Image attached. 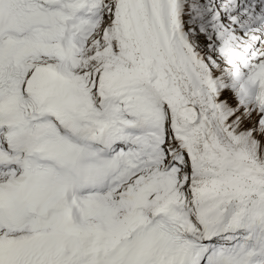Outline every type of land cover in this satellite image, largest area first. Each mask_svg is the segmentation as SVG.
<instances>
[{"label":"snow or ice","instance_id":"1","mask_svg":"<svg viewBox=\"0 0 264 264\" xmlns=\"http://www.w3.org/2000/svg\"><path fill=\"white\" fill-rule=\"evenodd\" d=\"M0 264H264V0H0Z\"/></svg>","mask_w":264,"mask_h":264}]
</instances>
